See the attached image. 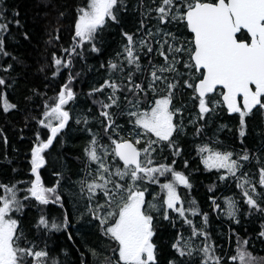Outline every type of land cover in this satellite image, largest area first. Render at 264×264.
<instances>
[{
    "label": "snow or ice",
    "instance_id": "1",
    "mask_svg": "<svg viewBox=\"0 0 264 264\" xmlns=\"http://www.w3.org/2000/svg\"><path fill=\"white\" fill-rule=\"evenodd\" d=\"M150 2L151 7L145 6L143 0L138 5L141 18L136 32L142 34L137 36L121 28L126 42L121 51L108 60V78L88 93L89 97L108 93L105 98L93 100L99 130L94 132L87 126V115L76 119L77 124L83 122V130L90 137L84 147L88 170L77 181L81 198L87 203L77 220L87 217V224L95 225L107 241L104 249L107 254L99 264H161L157 228L161 221L175 228L177 220L181 221V228L188 225L190 231L187 237L183 231L176 233L170 245L173 254L166 264H264V258L252 257L246 247L248 239H241L238 234L233 254L220 255L223 249L210 242L204 230L208 213L201 212L194 200L187 201L185 207L178 189L180 186L190 189L192 184L185 172L175 168V157L182 154L177 136L184 129L182 113L187 105L174 106L178 92L190 93L188 100L193 102L197 112L196 119L188 123L199 125L195 128L197 136L218 109L238 114L241 138L246 135V117L264 116V0ZM124 8L125 0H82L75 7L71 46L62 47L59 56L52 52L50 64L42 65L40 70L51 68V76L56 77L62 68L71 69L74 58H83L85 49L100 52L97 44L103 43L104 30L121 24ZM18 15L13 12V16ZM59 15L63 17L64 13ZM4 20L6 17L0 10V21ZM149 20H155V25L150 26ZM15 24L19 26L20 20L16 19ZM171 27L177 31H169ZM7 31L8 23L0 22V33ZM185 32L187 35L182 34ZM23 35L28 38V33ZM53 40L58 42L59 35L50 37L49 43ZM153 53L161 58L160 63L153 61ZM0 55H10L2 36ZM142 55L147 60L143 65ZM12 67L7 64L0 71L8 72ZM117 75L119 83L113 78ZM74 79L69 71L65 83L53 97L44 101L40 117H32L46 131L44 136L39 130L34 133L29 149V178L11 184L0 183V264H69L60 256L63 252L66 257V250L54 252L47 244L40 248L34 240H29L21 230L16 213L33 200L38 205L51 202L64 207L60 188L62 172L53 173L57 180L49 186L44 183L41 171L52 158L54 141L63 143L60 138L71 119L66 105L77 95L71 86ZM0 86L10 87L3 76H0ZM16 108L6 92H0V109L8 113ZM178 116L179 123L176 122ZM120 118L125 119L124 124L118 123ZM200 121L205 123L200 124ZM165 149L173 157L170 163L167 157H163V162L157 159ZM196 150L205 169L224 170L219 180L225 181L229 176L236 178V187L241 189V199L248 207L246 214L255 211L264 215V143L257 150L261 155L247 148L242 149V155L220 151L211 141L196 145ZM253 159L260 164L257 182L243 172L245 162ZM184 164L187 167L188 161ZM156 184L162 195L150 191V186ZM209 199L213 210L219 209L236 219L240 208L235 199L224 197L226 207L223 209L214 197ZM189 215H201V226L197 227ZM36 227L42 235L50 236L53 230L67 231L71 218L67 211L60 217L41 214ZM257 235L264 238V224ZM194 238H202L201 244H195ZM67 239H73L71 232ZM87 252L93 258L100 255L95 248H88ZM71 264L90 262L86 253L80 252Z\"/></svg>",
    "mask_w": 264,
    "mask_h": 264
},
{
    "label": "trees",
    "instance_id": "2",
    "mask_svg": "<svg viewBox=\"0 0 264 264\" xmlns=\"http://www.w3.org/2000/svg\"><path fill=\"white\" fill-rule=\"evenodd\" d=\"M81 2L82 0H0V10L6 17V20L0 22L8 23V31L0 33V36L5 40L6 50L10 53L9 56L0 55V68L7 64L13 66L8 72L0 71V76L5 77L10 85L7 88L0 86V92H6L9 101L17 105L16 109L8 113L0 109V183L11 184L29 178V149L34 133L39 130L44 136L46 131L32 117H40L44 111V101L55 95L71 71L75 77L71 86L77 94L75 100L66 105L71 119L67 130L60 138L63 143L54 141L52 158L41 171L44 183L49 186L55 184L57 180L53 173L62 172L63 179L60 188L64 207L61 208L60 205L51 202L48 205H38L33 200L26 204L20 213H16V217L20 220V227L24 234L29 240H34L40 248H44L47 244L54 252L59 249L66 250L67 256L65 257L63 252L60 256L62 259L66 258L69 264L79 256L80 252H85L90 264H99V261L107 254L104 252L107 241L101 237L95 225L87 224V217L84 220H77L80 213L85 210L87 203L86 199L81 198L80 185L77 181L83 178L88 170L85 168L87 161L84 147L90 137L83 130L85 127L83 122L77 124L76 119L87 115L89 118L87 126L94 132L99 130V117L93 100L105 98L108 93L105 92L102 97H89L88 93L92 87H98L105 78H108L106 67L108 60L114 58L126 42L121 36V28L137 36L142 34L136 32L141 18V9L138 7L140 0H125V8L121 10V24L110 25L104 30L103 43L97 44V47L101 49L100 52L85 49L83 58L73 59L71 69L62 68L56 77H52L50 73L53 69L48 68L41 71V66L50 64L52 52H56L59 56L62 47L71 46L75 7ZM143 4L147 7L152 6L150 0H143ZM14 11L19 15L13 16ZM61 12L64 13L63 17L59 15ZM16 19L20 20L19 26L15 24ZM147 23L154 26L156 21L149 20ZM168 30L177 31L175 27ZM25 32L28 33L27 39L23 35ZM57 35H59V41L53 40L49 43V38ZM13 57L16 59L14 60ZM157 58L154 53L155 63H159ZM141 63L142 65L147 63L143 55ZM113 78L118 83L120 82L118 75ZM140 79L138 75L137 82ZM189 95L190 93L187 92H178L174 99L176 107L187 105L182 113L184 129L177 136L182 154L175 157V168L185 172L192 184L190 189L183 186L178 189L185 200V207L188 206L187 201L194 200L201 212L208 213V222L204 225V230L208 232L210 242L223 249L220 255L233 254L238 234L241 239H248L246 247L252 257L257 260L264 258V238L257 235L261 230V225L264 224V215L255 211L246 214L248 207L241 199V189L236 187V178L229 176L225 181L219 180L218 177L224 170L205 169L196 150V145L211 141L212 146L220 151H231L242 155V149L247 148L250 152L261 155L257 150L264 143V116L246 117V135L241 138L238 131V114L230 115L226 110L218 109L197 136L195 128L199 125L188 123L190 119H196L197 112L193 102L188 100ZM123 104V95H121V105ZM176 122H180L179 116ZM118 123L124 124L125 119H118ZM204 123L200 121V124ZM221 125L227 127L221 128ZM163 157H167L169 163L173 159L167 149L164 150L162 156H157V159L163 162ZM185 160L188 161L187 167L184 164ZM259 166L260 164L253 159L245 162L243 172L248 173V178H251L253 182H257ZM13 169L16 171L14 172ZM240 175L241 173L238 172L237 176ZM162 182L163 178H161ZM18 186L26 187V185ZM259 190L258 186L257 191ZM150 191L153 194L162 195L159 184L151 185ZM209 197H214L221 209L226 207L224 197L235 199L240 208L236 219L227 216L219 209L213 210L212 200ZM148 198L151 199V196ZM65 211L71 218V227L67 231L61 229L60 232H55L53 230L50 236H45L37 229L36 220L41 214L60 217ZM189 218L197 227L203 223L201 215L195 217L189 215ZM178 231H183L184 236L187 237L190 229L188 225H183L181 228L179 220L175 228L166 221L160 222L156 242L160 249L161 264H166V260L171 258L173 250L170 245ZM68 232L72 233V240L67 239ZM201 242L202 238L200 240L194 238L195 244H201ZM88 248H95L100 254L98 258H93L87 252Z\"/></svg>",
    "mask_w": 264,
    "mask_h": 264
},
{
    "label": "flooded vegetation",
    "instance_id": "3",
    "mask_svg": "<svg viewBox=\"0 0 264 264\" xmlns=\"http://www.w3.org/2000/svg\"><path fill=\"white\" fill-rule=\"evenodd\" d=\"M187 35V34H186ZM157 60L159 61V63L161 62V59L157 58ZM153 61H154V53H153ZM158 63V62H157Z\"/></svg>",
    "mask_w": 264,
    "mask_h": 264
},
{
    "label": "water",
    "instance_id": "4",
    "mask_svg": "<svg viewBox=\"0 0 264 264\" xmlns=\"http://www.w3.org/2000/svg\"><path fill=\"white\" fill-rule=\"evenodd\" d=\"M233 114H235V113H233ZM233 114H230V115H233Z\"/></svg>",
    "mask_w": 264,
    "mask_h": 264
}]
</instances>
